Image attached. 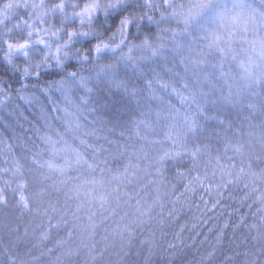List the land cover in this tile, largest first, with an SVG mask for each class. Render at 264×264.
Listing matches in <instances>:
<instances>
[{
	"label": "clouds",
	"instance_id": "obj_1",
	"mask_svg": "<svg viewBox=\"0 0 264 264\" xmlns=\"http://www.w3.org/2000/svg\"><path fill=\"white\" fill-rule=\"evenodd\" d=\"M0 264H264V0H0Z\"/></svg>",
	"mask_w": 264,
	"mask_h": 264
},
{
	"label": "trees",
	"instance_id": "obj_2",
	"mask_svg": "<svg viewBox=\"0 0 264 264\" xmlns=\"http://www.w3.org/2000/svg\"><path fill=\"white\" fill-rule=\"evenodd\" d=\"M9 167L11 168L10 162H6L3 156H0V168ZM13 179L10 172H0V185L3 184L4 180Z\"/></svg>",
	"mask_w": 264,
	"mask_h": 264
}]
</instances>
